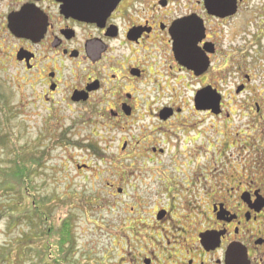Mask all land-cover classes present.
<instances>
[{
    "label": "flooded vegetation",
    "instance_id": "flooded-vegetation-1",
    "mask_svg": "<svg viewBox=\"0 0 264 264\" xmlns=\"http://www.w3.org/2000/svg\"><path fill=\"white\" fill-rule=\"evenodd\" d=\"M234 1L235 14L223 17V0H0V52L30 80L35 107L49 116L74 108L105 149L123 135L117 148L124 156L107 162L108 242L116 264H264V174H258L264 152L230 174L223 173V156L212 169L204 154L212 145L205 120L230 117L222 91L223 27L252 14L254 46L264 40L257 29L264 28V0ZM240 80L236 95L247 92L251 78ZM185 84H192L187 109L176 92ZM202 92L218 98L216 113L206 103L197 107ZM253 97L242 109L259 114L264 96L262 108ZM85 139L100 158L102 150ZM45 220V247L30 245L31 257L66 264L67 244L57 243L71 217L49 211ZM8 256L1 248L0 264Z\"/></svg>",
    "mask_w": 264,
    "mask_h": 264
},
{
    "label": "rangeland",
    "instance_id": "rangeland-1",
    "mask_svg": "<svg viewBox=\"0 0 264 264\" xmlns=\"http://www.w3.org/2000/svg\"><path fill=\"white\" fill-rule=\"evenodd\" d=\"M253 3L255 5L257 1ZM257 29L264 32V28L257 26ZM256 35L252 14L229 21L223 27L222 91L225 113L230 117L205 120L203 132L212 142L204 150L205 157L212 158L214 169L217 160L223 156L225 174L234 170L240 173L247 165L246 159L254 158L257 151L264 152L261 99L264 96V40L254 46ZM6 57L8 59L3 49V53L0 52V173L13 168L12 162L19 158L27 166L29 158H35L39 163L32 166L34 171L28 192L19 193L16 186L0 189V249L12 257L4 264H37L36 257L32 258L31 251L24 246H28L27 239L31 238L29 246L41 247L42 236L33 243L34 233L39 229L46 230L47 220L41 222L39 229L33 227L31 223H34V208L37 207L46 216L52 211L56 219L63 213L71 217L70 230L75 243L66 264H116L118 258L113 256L108 242L107 162L111 157L124 156L117 148V141L123 135L115 134L116 142L110 149H105L99 144L101 139L97 141L89 135L91 127L81 124L84 118L78 119L74 108L62 116H49L42 107H35L30 80L23 79L21 72L15 70ZM242 74L249 75L251 81L247 83V92L236 95ZM185 86L187 90L183 92L180 86L176 92L182 94L181 100L187 109L191 106L192 84ZM197 86L198 83L193 88ZM246 97H253L261 104L259 114L255 113V108L242 109ZM86 136L103 151L100 158L88 150ZM222 141L223 145L217 143ZM251 144L255 145L254 150L250 148ZM197 146L189 145L188 149L194 150ZM178 147L181 153L182 142ZM76 164L90 165V170L77 171ZM258 167V174H264V160H259ZM7 178L0 176V183H5ZM118 255L117 252L116 257Z\"/></svg>",
    "mask_w": 264,
    "mask_h": 264
},
{
    "label": "trees",
    "instance_id": "trees-1",
    "mask_svg": "<svg viewBox=\"0 0 264 264\" xmlns=\"http://www.w3.org/2000/svg\"><path fill=\"white\" fill-rule=\"evenodd\" d=\"M20 159L17 161V162H12V166L13 168L7 170V171H2V173H0V176H5V177H8L7 179H4L5 180V183H0V189L4 186H16L17 188V191L19 193H24L25 191L28 192L30 189V185L31 184V176H32V173L34 171L33 169V165H37L39 163V161L35 160V158H29V164L28 166L25 164V162H20ZM37 205V204H36ZM34 223L30 222L34 228H40L41 225H42V221H44L45 219V216L46 214L44 213V211H41L39 207L37 208H34ZM37 217V218H36ZM12 219V218H11ZM37 222H36V220ZM14 222V220L12 221ZM44 224V223H43ZM71 223L69 220H67V223L65 224V229L62 230V242L60 243H57V248L60 249V247H62L64 245V243L67 244V256H68V260H67V263L69 262V256L71 254V252L73 251V248H74V240L72 239V234H71ZM46 229V228H45ZM36 232V236H42V237H45L46 238V235H45V230L43 229H39ZM31 242V238H28L27 239V243H28V246H29V243ZM26 248L29 249V247L27 246V244L24 245ZM45 247V244L44 243H41V248H44ZM29 253V252H28Z\"/></svg>",
    "mask_w": 264,
    "mask_h": 264
},
{
    "label": "water",
    "instance_id": "water-1",
    "mask_svg": "<svg viewBox=\"0 0 264 264\" xmlns=\"http://www.w3.org/2000/svg\"><path fill=\"white\" fill-rule=\"evenodd\" d=\"M236 12V5H235V1L234 0H223V17H227V16H232L234 15ZM206 91V90H205ZM241 91V88H238L237 93H239ZM204 92L201 93V95L199 94L196 98V104L197 107L199 108V104H204L206 103V109H212L213 111L215 110L216 113V109L218 107V98H206L205 96L202 97Z\"/></svg>",
    "mask_w": 264,
    "mask_h": 264
}]
</instances>
